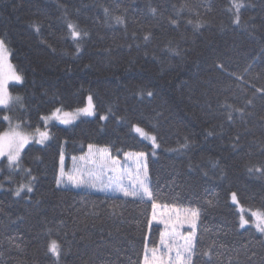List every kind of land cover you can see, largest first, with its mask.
Instances as JSON below:
<instances>
[{
  "label": "trees",
  "instance_id": "1",
  "mask_svg": "<svg viewBox=\"0 0 264 264\" xmlns=\"http://www.w3.org/2000/svg\"><path fill=\"white\" fill-rule=\"evenodd\" d=\"M242 3L238 26L232 0H0V38L23 76L9 86L20 116L44 128L43 115L88 94L96 110L47 125L19 167L0 159V264H143L163 230L153 201L200 210L193 264H264L263 234L240 227L230 200L264 211V0ZM134 124L156 135L155 156ZM89 144L146 152L152 199L58 187L61 152L69 165ZM28 175L33 191L16 196Z\"/></svg>",
  "mask_w": 264,
  "mask_h": 264
},
{
  "label": "snow or ice",
  "instance_id": "2",
  "mask_svg": "<svg viewBox=\"0 0 264 264\" xmlns=\"http://www.w3.org/2000/svg\"><path fill=\"white\" fill-rule=\"evenodd\" d=\"M232 6L235 9V19L234 23L236 25H241V16H240V10L244 7V4L242 3V0H232ZM107 9H105V12L107 13ZM153 13L156 12V9H151ZM116 20L118 22L121 21L120 17H116ZM173 24H176L177 21L172 20ZM191 23V21H189ZM68 28L71 30V36L73 39H78L81 37L82 33L80 30H78L77 26L73 23H69ZM39 31V28L36 29ZM83 35H87V33H83ZM149 37L145 36V39L147 40ZM7 52V48L5 45V42L3 39H0V106L8 107L10 103L13 100V97L8 91V86L6 81L11 79L15 81H21L22 76L17 74L15 71H11L10 75H5L2 71L4 61H5V54ZM221 68H223V65H220ZM9 68L11 66L9 65ZM259 92H264V89H257ZM148 95H152L151 92L148 93ZM16 99H19L17 97ZM88 106L86 108L79 109L78 111L83 112L85 114H91L92 113V97H88ZM251 103V101H249ZM228 108H232L231 105H227ZM236 112H243L242 109H233ZM60 112V109H56V111L53 113V116L56 117L57 114ZM67 115V114H65ZM232 113H228V119L232 120ZM5 120H9V117L5 116ZM44 119H47L45 117ZM103 119V117H102ZM264 119V117H262ZM64 123H67V121H63ZM19 125H17L15 128H12L9 131L0 133V156L7 154V159L9 165H15L19 167V159H20V151L24 147L25 144L28 143V136H26L23 132L19 130ZM136 132L140 133L142 136H144L146 139H151L153 142V146L157 147L156 145V137L155 136H149L148 133H146L142 128L136 127ZM212 133H209L211 135ZM40 140L38 143H43L45 139L48 138L47 132H40ZM239 139V137H237ZM92 145H89V152L91 154L92 151ZM107 153V150H101L99 153V158L101 160V167L99 172L93 171L92 169L87 170H74L73 172L66 173L64 170V154L61 152L60 154V177L56 180V184L59 187L62 183H65V178L67 183L71 184L74 187H90V188H97L99 187L100 191H104L105 188L109 187H115V190L122 192L125 197H139L141 200L144 199L145 196H147L149 199H152V192L148 188L145 180L147 177V166L146 164L143 165L144 168V176L145 180L137 179L135 181H132V183L129 186H125L121 181L123 180V176L116 172L115 167H110L108 162L105 160V154ZM137 161H141L145 159L144 153H138L136 154ZM75 159V158H74ZM81 159H84L83 157ZM95 163V161H92ZM116 162L113 161L112 164L114 165ZM138 163V167H139ZM108 169L114 175L109 177V182L107 184L103 183V181L100 180V177L104 174V170ZM85 177H88L87 179ZM99 181V184L97 183ZM138 185V186H137ZM27 189V192L31 193L33 191L31 185H21L15 192L16 196H19L22 191ZM232 200L233 202H237V196L236 193H232ZM211 203V201H209ZM153 207V219L156 218L155 216V209L157 207L155 201L152 203ZM252 216L256 217L255 226L257 230L264 234V211L257 210L253 211L251 213ZM200 217V210L199 209H186L184 210V218L189 223L191 227V231L187 234V236L182 237L184 240L183 244H178L176 242V239L178 238V233L176 232L175 227L173 226L172 230L168 233H162L161 234V245L167 250L165 253H162L161 255H157V249L153 248L151 250L152 255L151 257L148 256L147 252L148 249H145V257H144V264H193V256L195 255L194 248H195V236H196V222ZM249 223L248 219H245L243 215L240 217V227L243 228L245 225ZM19 247V246H17ZM175 251V256L172 255V252ZM48 252L52 254V256L56 257L57 262L59 261V258L62 254V247L56 240H51L48 244ZM204 255L209 256V252H204ZM255 255V253H253Z\"/></svg>",
  "mask_w": 264,
  "mask_h": 264
},
{
  "label": "rangeland",
  "instance_id": "3",
  "mask_svg": "<svg viewBox=\"0 0 264 264\" xmlns=\"http://www.w3.org/2000/svg\"><path fill=\"white\" fill-rule=\"evenodd\" d=\"M5 45H6V43H5ZM6 48H7V52L5 54V61H4V65L2 68L3 73L7 76V75H10L11 71H15L17 74L21 75V73H19L18 70L16 69V66L14 65V63L11 61L10 48L7 45H6ZM9 65L11 66V68H9ZM22 79H23V76H22ZM21 81H15V80H11V79L6 81L7 86H8V91L11 94V96L13 97V100L8 107H5L6 112L3 115V117L7 116V117H9V120H6L7 121V127L1 133L9 131L12 128H15L17 125H19L20 126L19 130L21 132H23L29 138L27 144H29L31 142L38 143V141L40 140V135H39L40 132H47L48 133V138L45 139L43 142V143H45L50 137V131H49V128L47 125H49L53 122L68 125V124L73 123L74 121H76L80 117H84V116L92 117V116L96 115V110L94 108L93 98H92L93 108H92L91 114H85L83 112L78 111L79 109L86 108L88 106V103H89L88 97L89 96L92 97L91 94H88L87 99H86V103L83 106L72 109V110H65L62 108H58V109H60V112L57 114L56 117H54L53 113L56 111V109H55L51 113L45 114L41 117L43 124L46 125L44 128L30 127L28 125L27 118L20 116L22 113V110H20V109L23 108V96L18 92H12L9 88V86L11 84L19 83ZM17 97H19V99H16ZM65 114H67V115H65ZM45 117H47V119H44ZM102 117L105 118L106 114H103ZM65 120L67 121V123L63 122ZM136 127L142 128L146 133H148L149 136H155L156 137V135L152 131H149L140 125L134 124L132 126V129L140 137L146 139L140 133L136 132V130H135ZM146 140H148L151 143V145H152L151 152H152V155L155 156L157 153V149L159 147V143H158L157 138H156V145H158L157 147L153 146V142L151 141V139H146ZM43 143H41V144H43ZM27 144H25L24 147L20 151L19 164H20V160H21L22 151ZM89 145L93 146L91 154L89 152ZM89 145L87 146V149L85 152L72 156L69 165H67V163H66V156L63 152V154H64V170L66 173L73 172L74 170H87V169H92L93 171L99 172L100 167H101V160L99 158V153L101 150L106 149L107 153L105 154V157H104L105 160L108 162L110 167H115L116 172L123 176V180L121 182L125 186H129L132 183V181H135L138 178L141 180H145L143 165L146 164V166H147V177H146L145 182L149 188L150 180H149V174H148V154L146 152L130 150V151L125 152L121 157H117V156L112 155L109 146L96 145V144H89ZM138 153H144L145 159L138 162L137 158H136V154H138ZM82 157L84 159H81ZM3 158L7 159L6 153H5V155L0 156V159H3ZM7 161H8V159H7ZM92 161H95V163H93ZM113 161L116 162L114 165L112 164ZM138 163L140 165L139 167H138ZM11 166L17 167L15 165H11ZM60 167H61V165L59 164L58 178L60 177ZM112 175H114V173H112L108 169H105L104 174L100 177V180L103 181V183L107 184L109 182V177ZM85 178L87 179L88 177H85ZM97 183L99 184V181H97ZM21 185H31V187L33 189L32 176L28 175L25 179H23L20 182V184H15V186L13 187L14 192H16V190ZM60 186L70 187V188H75V189L82 188V189H87V190H91V191L105 192V193L124 196L122 192L115 190L114 186L109 187V188H105L104 191H100L99 187H97V188L74 187L71 184L67 183L66 178H65V183H62ZM1 187H4V186L1 185ZM26 191H27V189L25 188V190L22 191L21 193H24ZM145 198H148V197L145 196ZM230 200L233 202L232 194L230 195ZM233 203L236 205V207L239 211V220H240L241 215H243L245 217V219L249 220V223L247 225H252L256 228V226H255L256 217L252 216L251 213L253 211H257V210H261V209L246 207L239 202L238 198H237V202H233ZM156 205H157V207L155 209L156 218L153 219V214H152V222L162 225V228H163L162 233L170 232L174 226L176 229V232L178 233V238L176 239V242L178 244H183L184 240L182 239V237L187 236V234L192 230L189 223L184 218V210L193 209V208H186V207L176 206V205L157 204V203H156ZM195 209H198V208H195ZM261 211H263V210H261ZM153 212H154V210H153ZM198 222H199V219L196 222V233H197ZM247 225H245V226H247ZM263 236H264V234H263ZM195 241H196V236H195ZM153 248L157 249V255H161L162 253H165L167 251L161 245V238H160V242H159L158 246L147 247V249H148L147 254L149 257H151V255H152L151 250ZM172 255L175 256V251L172 252ZM143 264H144V261H143Z\"/></svg>",
  "mask_w": 264,
  "mask_h": 264
}]
</instances>
